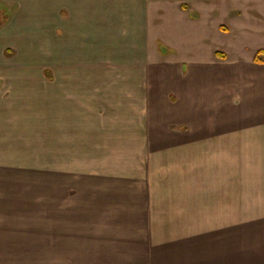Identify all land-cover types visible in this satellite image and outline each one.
Masks as SVG:
<instances>
[{"label":"crops","instance_id":"obj_1","mask_svg":"<svg viewBox=\"0 0 264 264\" xmlns=\"http://www.w3.org/2000/svg\"><path fill=\"white\" fill-rule=\"evenodd\" d=\"M231 1L243 30L264 17V0H221ZM213 2L0 0V11H13L0 26L1 124H9L2 111L11 77L7 68L17 66L18 78L28 85L37 68L36 54L44 52L47 110L65 128L100 132L105 123L116 125L102 116L133 121L143 115L165 116V123L188 127L192 137L189 126L174 117L192 98L187 82L197 70L192 62L183 74L178 38L200 28L204 8ZM216 29L229 31L226 22ZM261 50L263 46L255 48L253 58L233 64L222 50L214 57L218 69L229 72L219 79L212 98L236 92L243 105L241 125L254 131H264V61H255ZM222 53L225 59L219 57ZM246 137L260 142V136ZM83 213L84 230L67 254L84 256L86 264H264V208H111L102 223ZM29 234L24 239L35 238L37 227ZM66 242L63 237L62 247ZM21 243L17 223L0 219V264H21ZM62 256L65 264L68 256Z\"/></svg>","mask_w":264,"mask_h":264},{"label":"rangeland","instance_id":"obj_2","mask_svg":"<svg viewBox=\"0 0 264 264\" xmlns=\"http://www.w3.org/2000/svg\"><path fill=\"white\" fill-rule=\"evenodd\" d=\"M220 2L204 8L200 28L178 38L183 74L192 62L197 70L187 82L192 98L174 117L189 126L192 137L188 127L165 123V116L134 117L139 124L102 116L116 125L105 123L100 132L65 128L47 110L44 52L36 54L28 85L18 78L17 66L7 68L0 219L20 228L21 264H62V254L68 256L65 264H86L84 256L67 254L84 230L83 211L85 219L102 223L111 208H264V131L241 125L243 105L236 92L212 98L229 72L218 69L215 51L227 53L228 64L253 58L255 48L264 47V17L243 30L237 5ZM225 22L228 32L216 29ZM248 132L260 142L246 139ZM35 227L36 237L24 239ZM30 246L34 251L28 252Z\"/></svg>","mask_w":264,"mask_h":264},{"label":"trees","instance_id":"obj_3","mask_svg":"<svg viewBox=\"0 0 264 264\" xmlns=\"http://www.w3.org/2000/svg\"><path fill=\"white\" fill-rule=\"evenodd\" d=\"M8 10V8H7ZM7 10L5 11H0V26H2L4 23H7L8 20L10 19L11 14L9 12H7ZM264 54V50L259 51V53L257 54L255 61L256 62H263L264 60L260 58V55Z\"/></svg>","mask_w":264,"mask_h":264}]
</instances>
